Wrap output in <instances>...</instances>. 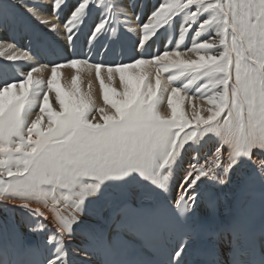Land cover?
Returning <instances> with one entry per match:
<instances>
[{"label":"snow or ice","instance_id":"snow-or-ice-1","mask_svg":"<svg viewBox=\"0 0 264 264\" xmlns=\"http://www.w3.org/2000/svg\"><path fill=\"white\" fill-rule=\"evenodd\" d=\"M65 8L68 0H0V30L29 33L44 54L57 58L41 65L51 68L46 90L43 80L33 78L38 68L10 80L14 69L0 66V177L9 178H0V208L47 219L29 201L47 207L50 197L53 204L63 201L61 208L71 209L67 216L53 209L55 230L36 246L0 245V264H264V0H158L151 5L138 0H76L61 21ZM93 11L99 16L89 24ZM40 25L47 32L38 35ZM176 26L177 48L190 30L196 36L206 30V38L198 41L193 36L183 52L172 50L161 40V30ZM85 28L87 54L77 52ZM49 33L63 36V51L46 40ZM124 41L131 42L134 53L127 61L89 63L96 46L103 55ZM157 41L164 44L162 52L151 51ZM187 52L197 58H182ZM6 59L34 60L27 54ZM81 64L95 69L103 101L110 106L97 109L99 119L91 99L80 94L78 76L72 77L70 88L58 81L59 69ZM147 66L156 69L155 84L151 73L143 70ZM102 68L107 69L108 83ZM173 69L176 74L168 76L169 84L183 79L171 87V112L163 115L158 110L160 75ZM116 74L119 90L111 86ZM197 79L206 82L190 87ZM50 92L55 93L52 102ZM41 93L39 115L28 121ZM185 96L206 99L209 115L194 111L191 120L186 118L180 107ZM45 117L47 124L42 126ZM206 137L218 141L213 160L190 163L176 181L180 195L170 200L165 194L184 153ZM246 165L252 175L237 181L244 203L224 229L227 241L209 239L198 254L193 244L181 242L164 260L147 258L166 234L190 240L193 218L206 191L208 209L215 208V190L202 186L227 187ZM257 183L258 241L249 227L254 206L246 195ZM5 220L0 232L7 236L10 225ZM206 225L207 221L201 222L200 234L209 231ZM45 227L39 223L29 231ZM78 231L84 242L73 247Z\"/></svg>","mask_w":264,"mask_h":264},{"label":"bare ground","instance_id":"bare-ground-1","mask_svg":"<svg viewBox=\"0 0 264 264\" xmlns=\"http://www.w3.org/2000/svg\"><path fill=\"white\" fill-rule=\"evenodd\" d=\"M126 3L127 0H124ZM158 0H138V3L140 4H155ZM207 2V0H206ZM76 0H68L69 8L71 5L75 4ZM69 8H65L61 14H60V20L63 21L66 15L69 12ZM99 16V13L96 11H93L91 14V18L89 20V24H91L95 19H97ZM46 18L52 19L50 16H47ZM123 18L121 17V20ZM145 19L144 14L141 15V21ZM55 23L56 21L53 19L52 21ZM117 23L119 24L120 21L118 20ZM135 20L133 18V26H135ZM88 29H84V34L81 35L80 40L77 42V44H83V46L88 49V45L85 43V37L87 34ZM41 32H47V29L43 28V25H40L37 28V34H41ZM179 32L180 29L178 26L174 28L168 29L167 32H164L161 30V40L165 42L172 50H180L183 52V49L186 46H190L192 42V37L196 36V32L193 30H190L189 33L185 34V39L183 41L179 42V48H177L176 43L179 40ZM206 32V30H205ZM205 32H201L199 36H196V39L203 40L206 38ZM56 39H59V36H56L55 33H49L46 36V40L50 43L56 42ZM14 44L15 49H8L7 45ZM99 46H96L93 48L91 57L97 58L96 55V48ZM120 48H124L127 50L128 56L134 55L131 50V42L130 41H124L120 45L113 46V50L111 51H119ZM156 48H159L161 52L164 49V44H161L160 41H157V44L154 46V48L151 51H155ZM36 53V57H33V61H7L6 57L8 55L16 54V55H23L27 54L32 56V52ZM0 53H3V55H0V66H11L14 70L10 73L9 79H16L19 77L20 73H26L28 70H30L32 67H36L39 69V71L33 72V78L34 79H40L44 81L46 90V82L47 79L50 78L51 74V68L49 67H41V65H47L49 63L44 60V57L47 59L49 58L48 55L44 54L41 51V45L35 41L31 34L29 33H21L18 31L8 30L7 32H4L3 30H0ZM37 53H40L37 55ZM200 55H203V51L199 53ZM182 58L184 59H195L197 58V54L187 52L182 55ZM144 71L151 73V79L152 83L155 84V72L156 69L152 66H147ZM60 72V76L58 77V81L61 84L62 87L67 86L71 87V79L72 77L78 76V86L80 89V94L90 98L92 101L91 107L92 110L95 112L97 119L100 118V113L97 111L99 108H108L110 110V106H106L103 101L102 91L100 88V82L99 79L96 77L95 69L90 68L88 64H81L77 68L72 67H64L58 70ZM137 72L141 71L140 69L136 70ZM176 74V70H170V72H161L160 79H161V89L157 90V95L159 98L158 103V110L163 115H170V108L168 107V98L170 95L171 87L175 86L177 83H179V80H182L183 77H179L178 80L172 81L171 84L168 82V76ZM101 76L104 78L105 83H108L107 79V69L102 68L101 70ZM186 82V81H185ZM206 81H202L200 79H197L194 81V84L190 87L194 88L196 84H200ZM111 86L116 87L119 90V76L118 74L115 75L114 80L112 81ZM164 88H167L168 91H164ZM190 94V93H189ZM182 96L185 95V93L182 91ZM54 92L49 93V99L50 102L54 101ZM42 103V93L40 95L39 100H34L33 103V109L31 114L27 116V120L31 121L35 119L36 115H39V106ZM53 108L55 110H59V105L56 103L52 104ZM180 107L184 111L186 118L192 119L193 112H198L201 116L207 117L209 115L208 108L210 105L207 104L206 99H201L198 96L193 97L191 100H189L186 96L183 100L180 101ZM47 124V118L45 117L42 121V126ZM189 129H185V131H188ZM183 135V133H182ZM35 138V137H33ZM218 146V141L215 137H206L202 143L199 146H196L194 148H188L187 151L184 153L183 158L180 162V164L177 166L175 173H174V179L172 181L171 187L169 191L165 194L168 196V198L171 200L172 197H178L180 195V187L178 183L176 182L180 177L184 175L186 170L188 169V166L190 163H200L205 164L206 162H211L213 160V153L215 151V147ZM224 155H227V152L224 151ZM196 157L194 160L193 157ZM255 159V158H254ZM250 171H252L251 167L244 166L242 169L238 170V172L235 174L233 183L227 187H223L221 189L220 186L213 185L211 183H206L205 185H211L214 187V190L218 194V207L219 212L222 213L223 216H220V220L226 216L229 206L231 204L233 195L235 193L236 187H237V181H240L248 174ZM3 174L2 176H4ZM6 176V175H5ZM3 178V177H0ZM7 179V178H3ZM57 197H59V192H57ZM16 204H20L21 201L17 200L15 201ZM64 202L61 201V204ZM30 207L32 208H40V210L44 213V216L47 217V219L44 218H29L26 214H24L22 211L17 210L15 212L11 211H4L2 208H0V225L5 224L7 218V223L10 225L9 233L6 236L2 232H0V240L10 239L11 242H18L23 243L32 239H45L46 235L50 232L55 230V215L56 213L53 211V209H60V211L63 213L64 216H67L69 212L71 211L70 208H68L66 205L64 208H61V204H53L51 201V198H48L47 201V207L43 202L37 203L35 201H29ZM9 207H12L10 204ZM43 223L46 227L44 231H29L30 228L35 229L37 227V224ZM82 233L79 231L76 234V238L73 241V247L79 246L82 243Z\"/></svg>","mask_w":264,"mask_h":264},{"label":"rangeland","instance_id":"rangeland-1","mask_svg":"<svg viewBox=\"0 0 264 264\" xmlns=\"http://www.w3.org/2000/svg\"><path fill=\"white\" fill-rule=\"evenodd\" d=\"M224 2H226V0H224ZM5 175H6V174H5ZM5 175H4V176H2V177H3V178H7V179H9V178H8L7 176H5Z\"/></svg>","mask_w":264,"mask_h":264}]
</instances>
